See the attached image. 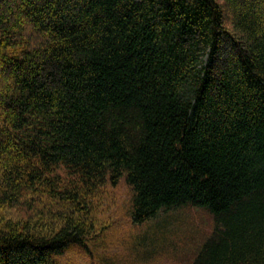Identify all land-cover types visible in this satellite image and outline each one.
<instances>
[{
    "label": "trees",
    "instance_id": "16d2710c",
    "mask_svg": "<svg viewBox=\"0 0 264 264\" xmlns=\"http://www.w3.org/2000/svg\"><path fill=\"white\" fill-rule=\"evenodd\" d=\"M122 180L134 225L210 214L187 264H264V0H0V264H113Z\"/></svg>",
    "mask_w": 264,
    "mask_h": 264
},
{
    "label": "rangeland",
    "instance_id": "374dc122",
    "mask_svg": "<svg viewBox=\"0 0 264 264\" xmlns=\"http://www.w3.org/2000/svg\"><path fill=\"white\" fill-rule=\"evenodd\" d=\"M103 191L104 193L96 202L98 206L96 212L99 213L100 221L105 223L102 225V233L104 231L105 242L109 246L103 253L114 258L113 264H187L189 259L185 257V254L191 245L189 246L187 242L182 241L184 240V233L186 232L189 236H196V240H198V237L210 233L213 229V220L210 214L205 210L194 208L167 214L163 219L153 220L142 226L134 225L130 216L133 193L125 180L119 182L116 187L107 185ZM175 221L177 223L173 224ZM178 224L181 227H178ZM165 227H169L173 234L176 231V234L168 236V244L175 241L179 244L178 248H173V245L169 246L174 252L167 248L164 252L152 256L149 259L151 261L146 258L142 260L135 255L136 251L132 252V245L137 241L141 247L153 245V242L160 239L161 235L164 234ZM190 243L192 244V241ZM91 246L92 248L98 247ZM78 252L79 250H76L75 255L69 254L66 264H73L75 260L78 261ZM92 258L94 257L87 256L85 263L93 264Z\"/></svg>",
    "mask_w": 264,
    "mask_h": 264
}]
</instances>
